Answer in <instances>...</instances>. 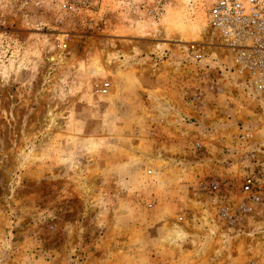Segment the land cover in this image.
Listing matches in <instances>:
<instances>
[{
    "label": "rangeland",
    "instance_id": "374dc122",
    "mask_svg": "<svg viewBox=\"0 0 264 264\" xmlns=\"http://www.w3.org/2000/svg\"><path fill=\"white\" fill-rule=\"evenodd\" d=\"M208 7L0 0V264H264V110Z\"/></svg>",
    "mask_w": 264,
    "mask_h": 264
},
{
    "label": "built area",
    "instance_id": "2783aa9c",
    "mask_svg": "<svg viewBox=\"0 0 264 264\" xmlns=\"http://www.w3.org/2000/svg\"><path fill=\"white\" fill-rule=\"evenodd\" d=\"M206 26L220 46L232 56V68L241 79V87L251 100L264 110V0H208ZM252 135L250 130L238 133L239 140ZM252 178L242 184L254 198ZM214 190L217 182L210 184Z\"/></svg>",
    "mask_w": 264,
    "mask_h": 264
},
{
    "label": "crops",
    "instance_id": "0c3cea01",
    "mask_svg": "<svg viewBox=\"0 0 264 264\" xmlns=\"http://www.w3.org/2000/svg\"><path fill=\"white\" fill-rule=\"evenodd\" d=\"M198 128L200 129L201 133H204V135L208 137L209 141L216 139V142H218V140H222L223 142H225L226 136L230 134V130L229 129L224 130L223 123L220 124L219 122L209 123V126L207 127H204L201 124L200 126H198ZM234 131H237V130H234ZM208 146H210V144Z\"/></svg>",
    "mask_w": 264,
    "mask_h": 264
},
{
    "label": "bare ground",
    "instance_id": "6f19581e",
    "mask_svg": "<svg viewBox=\"0 0 264 264\" xmlns=\"http://www.w3.org/2000/svg\"><path fill=\"white\" fill-rule=\"evenodd\" d=\"M208 29H209V27H208ZM210 30V29H209ZM211 31V30H210ZM213 35H215L216 36V34L215 33H212Z\"/></svg>",
    "mask_w": 264,
    "mask_h": 264
}]
</instances>
